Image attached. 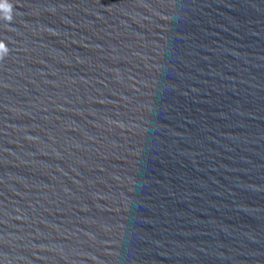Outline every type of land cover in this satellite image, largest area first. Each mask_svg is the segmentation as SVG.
Masks as SVG:
<instances>
[{
    "label": "water",
    "instance_id": "water-1",
    "mask_svg": "<svg viewBox=\"0 0 264 264\" xmlns=\"http://www.w3.org/2000/svg\"><path fill=\"white\" fill-rule=\"evenodd\" d=\"M0 264H264V0H0Z\"/></svg>",
    "mask_w": 264,
    "mask_h": 264
}]
</instances>
